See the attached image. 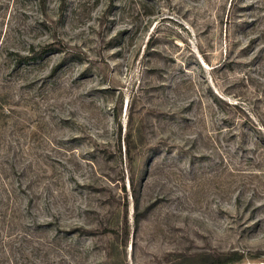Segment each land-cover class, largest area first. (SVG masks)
I'll list each match as a JSON object with an SVG mask.
<instances>
[{"label":"rangeland","instance_id":"rangeland-1","mask_svg":"<svg viewBox=\"0 0 264 264\" xmlns=\"http://www.w3.org/2000/svg\"><path fill=\"white\" fill-rule=\"evenodd\" d=\"M214 258L264 263V0H0V264Z\"/></svg>","mask_w":264,"mask_h":264},{"label":"trees","instance_id":"trees-1","mask_svg":"<svg viewBox=\"0 0 264 264\" xmlns=\"http://www.w3.org/2000/svg\"><path fill=\"white\" fill-rule=\"evenodd\" d=\"M132 184H133V187H134V184H135V182H134V178H132ZM134 194H135V196L137 195V191H136V188L134 187ZM137 201H138V199H137ZM137 207V210H138V205L136 206ZM233 262H230V263H227V262H225V260H223L222 258H214V260H213V263L212 264H232Z\"/></svg>","mask_w":264,"mask_h":264},{"label":"water","instance_id":"water-1","mask_svg":"<svg viewBox=\"0 0 264 264\" xmlns=\"http://www.w3.org/2000/svg\"><path fill=\"white\" fill-rule=\"evenodd\" d=\"M253 264H264V263H253Z\"/></svg>","mask_w":264,"mask_h":264}]
</instances>
